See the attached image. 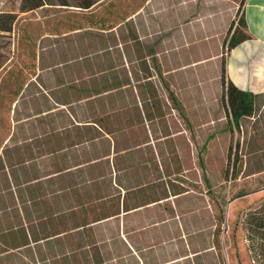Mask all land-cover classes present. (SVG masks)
<instances>
[{"label":"rangeland","instance_id":"rangeland-1","mask_svg":"<svg viewBox=\"0 0 264 264\" xmlns=\"http://www.w3.org/2000/svg\"><path fill=\"white\" fill-rule=\"evenodd\" d=\"M46 1L53 4L20 11V0H0V12L15 16L12 31L0 32V61L7 58L0 67V152L13 130L16 139L22 137L27 124L15 133V108L20 118L30 113L38 74L50 85L53 63L108 43L109 30L122 33L132 56L127 61L129 87L138 82L132 72L135 55L149 65L154 59L160 68L151 80L164 103L174 151L169 159H158L159 168L188 190L178 199L131 214L128 226L158 222L156 232L148 227L153 230L142 238L161 241L155 247L158 264H264L260 257L253 260L258 252L255 218L264 212V92L254 97L252 115L242 116L238 126L230 124L223 69L229 36L235 28L241 30L244 0H103L90 10L75 6L77 0H67L68 5ZM122 19L126 26L117 27ZM108 24L114 27L106 30ZM170 93L184 117L172 108ZM195 248L201 251L192 256ZM149 250H142L148 263ZM127 263L136 264L131 259ZM0 264L44 263L19 254L0 258Z\"/></svg>","mask_w":264,"mask_h":264},{"label":"trees","instance_id":"trees-1","mask_svg":"<svg viewBox=\"0 0 264 264\" xmlns=\"http://www.w3.org/2000/svg\"><path fill=\"white\" fill-rule=\"evenodd\" d=\"M102 2L77 0L74 5L90 10ZM51 4L20 0L19 9ZM59 4L68 2L59 0ZM14 17L11 12H0L2 35L12 31ZM120 25L126 26L125 19L116 23ZM240 26L229 36L228 49L250 37L243 11ZM113 27L108 24L106 30ZM110 31L108 43L93 51L79 49L74 56L53 63L49 69L54 73L52 84L45 85L38 74L29 114L20 118L15 108V133L27 126L20 139L13 130L1 145L0 258L27 254L44 264H128L130 259L136 264H158L155 247L161 241L157 236L150 243L143 241L145 231L154 228L156 232L158 222L141 225L139 221V226L130 227V215L178 199L188 190L159 168L174 151L164 103L151 80L153 71L160 72V68L154 59L149 65L135 55L132 72L138 82L129 87L127 61L132 56L127 37ZM6 60L0 61V67ZM263 92L243 90L227 79L230 124L238 126L242 116L252 115L254 97ZM24 97L21 92L19 98ZM168 97L172 108L182 112L177 97L173 93ZM171 204L166 205L168 212L173 211ZM255 219L258 231L254 241L250 239L258 252L253 260L264 261V212ZM147 248L150 263L142 254ZM200 251L195 248L191 254Z\"/></svg>","mask_w":264,"mask_h":264},{"label":"crops","instance_id":"crops-1","mask_svg":"<svg viewBox=\"0 0 264 264\" xmlns=\"http://www.w3.org/2000/svg\"><path fill=\"white\" fill-rule=\"evenodd\" d=\"M243 16L250 37L228 49L225 74L236 86L264 91V0H244Z\"/></svg>","mask_w":264,"mask_h":264}]
</instances>
